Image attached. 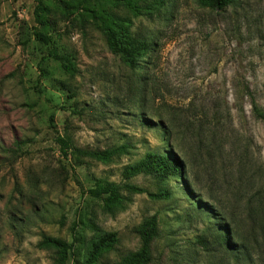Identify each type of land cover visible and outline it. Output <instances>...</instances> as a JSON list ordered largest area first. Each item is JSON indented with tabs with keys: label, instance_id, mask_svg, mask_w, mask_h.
<instances>
[{
	"label": "rangeland",
	"instance_id": "374dc122",
	"mask_svg": "<svg viewBox=\"0 0 264 264\" xmlns=\"http://www.w3.org/2000/svg\"><path fill=\"white\" fill-rule=\"evenodd\" d=\"M34 7L35 0H0V264H54L53 252L37 248L42 236L75 241L65 264H80L94 236L88 219L117 235L100 263L117 264L140 246L134 228L155 216L150 264H237L215 241L226 223L209 206L224 209L254 264H264V242L256 232L253 242L245 214L264 180V125L246 93L264 111V0H233L223 12L197 0H165L153 20H133L132 32L156 44L151 68L135 72L108 52L95 28L62 27L59 43L74 75L34 41ZM56 136L84 151L127 150L106 165L65 160ZM170 144L194 197L179 178L141 175L129 183L148 193L160 187L169 199L124 192L125 209L111 216L88 197L97 180L123 183L125 166L170 152Z\"/></svg>",
	"mask_w": 264,
	"mask_h": 264
},
{
	"label": "trees",
	"instance_id": "16d2710c",
	"mask_svg": "<svg viewBox=\"0 0 264 264\" xmlns=\"http://www.w3.org/2000/svg\"><path fill=\"white\" fill-rule=\"evenodd\" d=\"M197 1L203 7L220 12L231 6L233 2V0ZM164 4L165 0H35L33 9L34 26L31 28V33L34 41L46 48L48 47V53L54 55L61 62L62 70L70 75L75 74L76 68L72 61L67 59L63 47L59 43L62 27L74 31L78 30L81 34H84L89 27H93L103 37L108 52L119 58L131 72L141 69L143 64H146L147 68L150 69L153 64L148 61L151 57L149 54L151 52L154 54L156 44L149 43L132 32L133 20H153L160 15V10L164 7ZM145 58L147 61H144ZM246 89V93L251 99V114L258 122L264 125V111L258 106L249 89ZM53 118L54 116L50 115L48 119L51 129L54 128ZM145 121L149 127L155 126L152 121L147 119ZM165 131V133L168 134L169 132L171 134L170 129L165 128ZM209 141L213 143L212 137H210ZM56 142L59 144V151L65 160L70 157L77 162L80 158L88 157L104 165L111 164L113 158L126 153L127 150V146H121L106 151H84L73 147L70 139H64V137L60 136H56ZM18 145L15 142V146ZM173 148V145L170 144V152L168 151L164 154L149 153L142 160L140 159L132 165L125 166L122 169V176L125 179L123 183L116 184L102 179L97 180L94 187L87 191L88 197L99 201L102 211L111 216H116L115 214L125 209V203L129 201V198L123 194L124 192L128 193V195L146 194L152 201L169 199L170 194L165 189L157 187L156 193H148L129 183L131 178L138 175L149 177L159 182L179 178L184 185L185 194L189 197H194L195 192L191 189L192 186L183 176L185 163L173 151ZM223 149L224 145L220 151L222 152ZM14 151L19 150H9L8 152ZM232 151L228 152L232 153ZM204 203L207 202L205 201ZM246 204L245 214H247L253 224L251 229L253 242L256 244L254 232L260 234L264 242V180L260 187L254 190ZM209 207L219 220L226 223L222 231L220 230L215 236L217 245L230 253L234 263L238 264V262L244 261L254 264L252 248L242 241L236 229L230 227L231 224L227 221V214H225L224 209L220 208L218 210L214 206ZM95 224L91 219H88L84 224L85 227L91 228L94 236L85 248L84 260L80 264L102 263L118 244V238L115 233H103ZM158 225L159 218L155 216L136 226L134 232L139 238V248L123 257L117 264L152 263L153 257L150 248L154 240L157 239L159 233ZM12 227L15 228V225L12 224ZM76 229L77 225H74L72 232L75 233ZM200 242L203 243L205 248L207 247L206 241L200 240ZM74 244L75 241L67 245L59 238L42 236L37 243V248L53 252L55 254L54 264H65L72 255Z\"/></svg>",
	"mask_w": 264,
	"mask_h": 264
}]
</instances>
